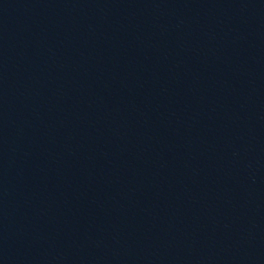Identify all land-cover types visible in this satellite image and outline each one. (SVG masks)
Returning a JSON list of instances; mask_svg holds the SVG:
<instances>
[{"label": "water", "instance_id": "1", "mask_svg": "<svg viewBox=\"0 0 264 264\" xmlns=\"http://www.w3.org/2000/svg\"><path fill=\"white\" fill-rule=\"evenodd\" d=\"M0 264H264V0H0Z\"/></svg>", "mask_w": 264, "mask_h": 264}]
</instances>
